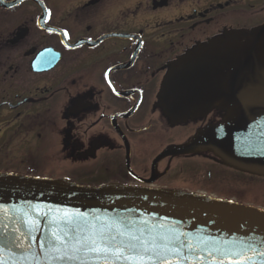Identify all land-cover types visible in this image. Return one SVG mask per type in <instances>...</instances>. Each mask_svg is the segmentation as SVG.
<instances>
[{"label":"flooded vegetation","instance_id":"flooded-vegetation-1","mask_svg":"<svg viewBox=\"0 0 264 264\" xmlns=\"http://www.w3.org/2000/svg\"><path fill=\"white\" fill-rule=\"evenodd\" d=\"M262 24L264 0H0V172L208 193L210 156L158 157L220 115L171 125L158 91L177 58Z\"/></svg>","mask_w":264,"mask_h":264},{"label":"water","instance_id":"water-1","mask_svg":"<svg viewBox=\"0 0 264 264\" xmlns=\"http://www.w3.org/2000/svg\"><path fill=\"white\" fill-rule=\"evenodd\" d=\"M157 100L171 125L212 110L220 115L160 158L211 153L224 166L264 178V25L225 33L179 57L169 66ZM75 214L98 225L128 226L145 241L155 237L163 243L159 238L167 237L180 252H164L171 264H264L261 209L181 191L84 187L14 174H0V259L4 264H78L52 260L56 252L47 247L54 226ZM25 221H38V229L30 232ZM20 233L18 241L4 246L5 239ZM88 264L104 262L93 258Z\"/></svg>","mask_w":264,"mask_h":264},{"label":"snow or ice","instance_id":"snow-or-ice-1","mask_svg":"<svg viewBox=\"0 0 264 264\" xmlns=\"http://www.w3.org/2000/svg\"><path fill=\"white\" fill-rule=\"evenodd\" d=\"M25 222L29 224L30 232L39 227L38 221ZM4 227L7 228V225ZM13 232H19V229H13ZM23 235L20 233V236L5 239L4 246L15 243ZM52 237L47 247L56 252L52 257V260L56 261L88 264L94 258L97 261L102 260L104 264H171L164 252L180 255L177 248L170 247L173 242L167 237L159 238L163 243H158L155 237L145 241L142 238L143 233L136 235L128 226L121 228L116 223L98 225L84 219L81 214L66 215L61 225L54 226ZM19 246L17 244V247ZM40 247L44 249L45 245L41 243ZM180 247H183V244ZM0 264H4L3 259H0Z\"/></svg>","mask_w":264,"mask_h":264},{"label":"rangeland","instance_id":"rangeland-1","mask_svg":"<svg viewBox=\"0 0 264 264\" xmlns=\"http://www.w3.org/2000/svg\"><path fill=\"white\" fill-rule=\"evenodd\" d=\"M189 168H201L200 165L194 161L187 162ZM211 164H205V174L210 170L213 171L211 182L205 190L208 193H212L217 198H227L233 200L237 203L261 208L264 210V180L247 177L245 175H240L232 171L217 169L213 170L210 167ZM183 166L186 165L183 163ZM181 162H177L174 169H179L183 167ZM188 168V169H189ZM208 177V176H206ZM176 181L181 185L180 181ZM206 182V179L203 180ZM191 185L197 187L200 181H191Z\"/></svg>","mask_w":264,"mask_h":264}]
</instances>
